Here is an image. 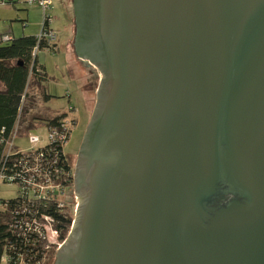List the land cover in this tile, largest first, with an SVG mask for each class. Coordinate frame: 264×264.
<instances>
[{
    "label": "water",
    "instance_id": "95a60500",
    "mask_svg": "<svg viewBox=\"0 0 264 264\" xmlns=\"http://www.w3.org/2000/svg\"><path fill=\"white\" fill-rule=\"evenodd\" d=\"M99 72L54 264H264V0H72Z\"/></svg>",
    "mask_w": 264,
    "mask_h": 264
},
{
    "label": "built area",
    "instance_id": "2783aa9c",
    "mask_svg": "<svg viewBox=\"0 0 264 264\" xmlns=\"http://www.w3.org/2000/svg\"><path fill=\"white\" fill-rule=\"evenodd\" d=\"M20 4L37 6L44 11V24L37 39L38 42L46 41L55 46L58 34L53 28L55 18L49 13L55 7L54 0H0V7ZM12 38V34H3L0 39L9 42ZM69 109L72 111L74 108L70 106ZM63 116L57 125H42L46 130L44 137L29 136L28 148H21L16 144L20 128L8 142V154L15 156L14 164H5L1 170L0 187L14 186L17 194L11 199H17L18 202L7 213L9 217L5 218L4 209L8 203L5 204L0 198V222L8 226V230L19 243L11 245V248L16 251L25 248L27 253L20 251L17 257L5 259L6 264L12 262L17 264V261L21 264L24 258L27 264H45L51 255H56L65 244L67 238L62 239L57 220L51 215L40 214L38 203H53L60 214L73 217L71 228L74 224L78 199L74 193V184H71V174L67 171V164L70 163L65 147L77 125V120L68 119L67 112ZM36 125L33 128L36 129ZM70 207L73 209L72 214H68ZM27 254L30 256L25 257Z\"/></svg>",
    "mask_w": 264,
    "mask_h": 264
},
{
    "label": "rangeland",
    "instance_id": "374dc122",
    "mask_svg": "<svg viewBox=\"0 0 264 264\" xmlns=\"http://www.w3.org/2000/svg\"><path fill=\"white\" fill-rule=\"evenodd\" d=\"M55 7L49 13L55 18L53 25L58 34V51L43 50L37 53L38 62L43 66L47 73V81L38 86L34 77L29 84V102L23 113L20 122V131L16 144L21 148L29 147L30 137H44L46 130L41 124L37 128H29L28 122L36 118L38 122L53 119L58 115L68 113V119L77 120L79 129H74L68 144L65 147L66 153L75 152L77 144L75 140L80 138L83 130L87 128L92 111L96 103V92L98 89L100 74L98 71L85 68L83 89L77 85V82L71 81L68 77V59L69 52L73 63L77 65L79 60L74 51L75 23L73 15L72 0H54ZM44 24V11L37 6H26L20 4L13 7H0V38L3 34H12L14 38L37 37L41 34ZM69 51V52H68ZM93 82V85H90ZM92 87V88H91ZM80 89V90H77ZM71 92L72 107L70 111L68 100L65 98L67 92ZM89 92L86 97L85 93ZM44 94L51 97L46 102ZM88 98V99H87ZM25 120V123L23 121ZM24 138L21 139V138ZM17 194L14 186L0 187V198L11 199ZM73 195L72 193L70 194ZM75 197H73V200ZM47 260L45 264H54L55 254ZM54 257V258H53ZM53 259V260H52ZM0 264H6L3 259Z\"/></svg>",
    "mask_w": 264,
    "mask_h": 264
},
{
    "label": "trees",
    "instance_id": "16d2710c",
    "mask_svg": "<svg viewBox=\"0 0 264 264\" xmlns=\"http://www.w3.org/2000/svg\"><path fill=\"white\" fill-rule=\"evenodd\" d=\"M57 44L52 46L46 41L38 42L37 37L12 38L9 42H3L0 39V172L5 164H14L15 156L8 154V142L13 138L14 133L20 127L21 119L29 102V84L32 77L38 86H42L48 79L47 73L43 66L38 62L37 53L43 50L57 52ZM37 50V51H36ZM36 52V55H35ZM46 102L51 97L44 94ZM63 115L53 119L38 122L33 118L29 124V128L36 124L44 126L57 125L63 119ZM25 123V120L23 121ZM68 172L71 174V184L73 180V167L67 164ZM7 207L4 209V217L8 218L9 211L14 208L18 202L17 199H1ZM40 214L51 215L58 222L61 229V237L65 240L71 230L73 217H65L58 212V208L53 203H38ZM73 209L70 207L68 214H72ZM18 245L16 238L8 230V226L4 222H0V262L3 259L17 257L20 251L24 254L27 250L16 251L11 245ZM27 254L25 257H29ZM54 258V257H53ZM21 261V264H27ZM53 260V259H52ZM9 264H16L15 262ZM17 264L20 262L17 261Z\"/></svg>",
    "mask_w": 264,
    "mask_h": 264
},
{
    "label": "crops",
    "instance_id": "0c3cea01",
    "mask_svg": "<svg viewBox=\"0 0 264 264\" xmlns=\"http://www.w3.org/2000/svg\"><path fill=\"white\" fill-rule=\"evenodd\" d=\"M57 51H58V49H57ZM69 52V51H68ZM69 54V59H68V65H67V69H68V77H69V79L71 80V81H75V82H77V85H79V87H81V89H83V87H82V84H83V82H84V77H85V74H84V69L86 68H84V66L83 65H81L80 64V62L77 64V65H75L72 61H73V59L71 58V53L69 52L68 53ZM77 90H80V89H78L77 88ZM85 95H86V97H88L90 94H89V92L88 93H85ZM71 97H72V95H71V92H67L66 93V95H65V98L68 100V104H67V106L69 105V106H72L71 104H70V102H71ZM88 99V98H87ZM73 108L75 109V107L73 106ZM61 115H63V114H61ZM58 116H60V115H58ZM57 117V116H56Z\"/></svg>",
    "mask_w": 264,
    "mask_h": 264
},
{
    "label": "flooded vegetation",
    "instance_id": "af4514ba",
    "mask_svg": "<svg viewBox=\"0 0 264 264\" xmlns=\"http://www.w3.org/2000/svg\"><path fill=\"white\" fill-rule=\"evenodd\" d=\"M90 85H93V82H90ZM78 125H79V123H77L75 129L78 127ZM77 129H79V127ZM85 131H86V129L83 130L82 136L80 138H78V139L75 140V143L77 144L76 151L75 152H72V153L71 152L67 153L68 161L72 165V167H73L74 170H75V166H76V163H77L79 149L81 147V144H82V141H83V137L85 135Z\"/></svg>",
    "mask_w": 264,
    "mask_h": 264
}]
</instances>
